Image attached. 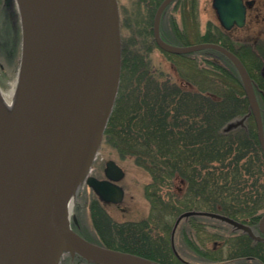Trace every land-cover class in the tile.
Masks as SVG:
<instances>
[{"label":"trees","instance_id":"obj_1","mask_svg":"<svg viewBox=\"0 0 264 264\" xmlns=\"http://www.w3.org/2000/svg\"><path fill=\"white\" fill-rule=\"evenodd\" d=\"M161 2L131 0L126 6L119 1L122 71L103 140L150 175L146 196L155 212L152 221L164 232H171L183 213L201 211L228 216L260 234L264 153L241 75L214 49L164 52L174 72L155 68L151 55L159 48L153 21ZM179 2L182 11L197 3ZM170 6L162 17L161 35L168 43L181 45L186 31L175 18L166 22ZM199 42L220 44L241 59L256 88L264 124V45L231 39L212 23ZM106 207L97 200L89 204L99 236H82L160 264H189L174 254L171 239L144 231L151 221L141 222L145 227L141 223L118 227L105 214ZM186 220L191 230L183 229L184 240L199 260L192 264H264V241L214 217L195 215Z\"/></svg>","mask_w":264,"mask_h":264},{"label":"water","instance_id":"obj_2","mask_svg":"<svg viewBox=\"0 0 264 264\" xmlns=\"http://www.w3.org/2000/svg\"><path fill=\"white\" fill-rule=\"evenodd\" d=\"M172 1L163 0L156 11L157 46L170 54L214 49L227 56L243 80L264 153L262 112L247 68L235 53L217 43L176 46L165 41L160 23ZM16 2L22 26L20 71L27 66L28 76L15 133L8 145L3 146L0 137V264H57L65 252L93 264H159L90 242L73 229L68 214L70 197L76 196L83 182L102 202L119 204L125 196L119 184L125 172L114 160L106 162L104 179L89 174L120 86L118 0ZM254 4L255 0H212L226 30L245 26L247 9ZM261 73L264 77V67ZM191 215L226 221L253 240H264L248 225L211 212H186L175 227L182 217ZM259 228L264 235V216Z\"/></svg>","mask_w":264,"mask_h":264},{"label":"rangeland","instance_id":"obj_3","mask_svg":"<svg viewBox=\"0 0 264 264\" xmlns=\"http://www.w3.org/2000/svg\"><path fill=\"white\" fill-rule=\"evenodd\" d=\"M119 1L121 4L128 6L131 0ZM179 1L176 0L168 8L165 20L167 22L175 18L179 27L186 31L184 38L178 42L181 44L180 46L199 43L200 37L206 32L209 23L217 26L223 35H228L231 39L264 45V0H256L254 6L248 10L244 27H235L230 31L222 28L216 12L212 7V0H196V7L192 9L190 5V8L186 11L181 10L180 6L182 2ZM151 56L155 68L162 70L164 73L174 72L173 64L163 51L156 49ZM21 59L22 26L17 2L16 0H10L9 3H6V0H1L0 88L3 92L9 93L11 90H15L21 68ZM108 160H114L125 171V177L120 182L125 190L123 203L118 205L109 204L105 208V214L111 222L115 226L123 227L129 223L140 224L145 220L148 222L151 221L146 227L141 223V227H145L144 231L147 234L155 236L161 233L162 236L168 237L169 239L172 237L174 244H171V246L175 254L179 258H184V260L191 263H197L199 261L198 258L184 240L183 229H186L187 232L191 230L186 219H182L176 227L173 226L171 232H164L161 227L159 228L158 225L153 224L152 220L155 212L151 210L146 196V186L150 182V175L138 167L133 158H121L110 144L102 140L89 174L103 178V169ZM93 200L99 201L98 197L83 182L75 196L71 223L74 230H78V233L88 234L90 237L95 238L99 236V233L95 229L93 214L89 208V204ZM74 222L79 223V225L77 226ZM138 228L136 227V229ZM151 229L152 233H149ZM63 255L64 253L60 256L57 264L68 263Z\"/></svg>","mask_w":264,"mask_h":264},{"label":"bare ground","instance_id":"obj_4","mask_svg":"<svg viewBox=\"0 0 264 264\" xmlns=\"http://www.w3.org/2000/svg\"><path fill=\"white\" fill-rule=\"evenodd\" d=\"M19 8L22 11L20 4H19ZM22 22H23L24 30L27 33L26 35L27 37L29 31L28 25L25 19H23ZM27 76H28L27 66H23L22 70L19 72L15 90L13 89L9 93H5L0 88V137L4 138L2 142L3 146L9 144L12 136L15 133L16 126L18 125L20 119L19 111L21 108L20 100L22 96L23 97L25 96V93L23 92L26 88ZM74 202H75V195L73 193L68 203V214L70 218L73 212Z\"/></svg>","mask_w":264,"mask_h":264},{"label":"flooded vegetation","instance_id":"obj_5","mask_svg":"<svg viewBox=\"0 0 264 264\" xmlns=\"http://www.w3.org/2000/svg\"><path fill=\"white\" fill-rule=\"evenodd\" d=\"M263 96H264V92H263ZM90 210V209H89ZM123 211V210H121ZM126 222V221H125ZM77 226L79 225V223L74 222ZM127 223V222H126ZM78 229V227H77ZM78 231V230H77ZM105 246V245H104ZM64 259L67 260V264H92L89 263L88 261H86L84 258L79 257V256H72L70 253L66 252L64 253Z\"/></svg>","mask_w":264,"mask_h":264}]
</instances>
